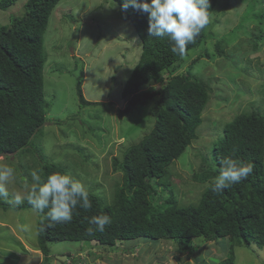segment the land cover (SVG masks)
<instances>
[{
	"label": "trees",
	"instance_id": "1",
	"mask_svg": "<svg viewBox=\"0 0 264 264\" xmlns=\"http://www.w3.org/2000/svg\"><path fill=\"white\" fill-rule=\"evenodd\" d=\"M17 1L0 0V10L8 9ZM60 1L26 0L23 14L11 16L8 24H0V155L8 158L25 152L40 154L37 139L43 137L49 108L44 89L47 58L44 39L53 10ZM113 2L117 3L120 17L132 23L142 44L140 56L121 90L122 97L130 98L122 115L142 100L133 94L138 87L150 81L164 85L156 92L143 95L160 94L151 109L150 115L154 118L151 128L138 141L127 145L121 157L112 158L114 170H119L122 177L113 188L111 201L106 202L87 190L91 209L77 207L69 223L50 225L46 216L48 209L37 212V247L43 261H49V242L85 240L114 247L118 241L132 239L171 240L184 250L185 240L193 236L205 241L227 237L229 250L217 264H234L235 246H264V113L260 105L251 101L250 110L238 109L230 119L214 122L212 128L217 131L207 150L198 153L200 165L193 172V178L205 184L204 188L195 203H180L172 185V165L198 137V127L215 89L197 74L180 72L183 57L171 52L168 38L149 36L147 14L132 7L124 9L123 0ZM226 4L210 0V22L195 42L187 46V52L197 47L211 57L204 44L214 39L215 54L232 59L237 51L233 43L243 46L240 38L244 36H247L245 47L252 52L261 49L264 8L242 15L233 29L223 36H214L213 17ZM250 23L254 24V33L249 31ZM201 55L197 53L190 63L197 62ZM250 61L247 56L243 68ZM163 70L167 72L165 77ZM79 82L80 79L76 91L80 108L106 104L85 99ZM217 98L223 103L230 99L228 95ZM224 157L251 163L253 173L239 184L215 193L210 184L219 174ZM32 162L33 171L39 172L42 181L52 173L66 174L58 164L42 158ZM23 175L26 180L24 171L18 174L19 179ZM0 207L13 211L33 209L27 200L20 205L0 200ZM93 215H108L111 224L103 232L89 234L85 217Z\"/></svg>",
	"mask_w": 264,
	"mask_h": 264
},
{
	"label": "rangeland",
	"instance_id": "2",
	"mask_svg": "<svg viewBox=\"0 0 264 264\" xmlns=\"http://www.w3.org/2000/svg\"><path fill=\"white\" fill-rule=\"evenodd\" d=\"M257 1L219 0L227 4L213 17L214 36L225 35L242 15L263 10L264 0ZM25 3L18 0L0 10V24H8L11 16L23 14ZM248 26L254 33V24ZM246 37L240 38L243 46L233 43L237 51L232 59L215 54L214 39L204 44L213 56H206L197 47L183 56L180 72L197 74L215 91L203 113L198 137L172 165V185L182 204L195 203L204 188L205 184L193 178V172L200 165L198 153L207 150L217 131L212 128L214 122L230 119L238 109L250 110L251 101L260 105L264 113V38L261 49L252 52L245 47ZM44 40V89L49 108L43 137L37 139L41 150L40 154L25 152L9 158L0 155V167L15 170V179L8 184L10 197L16 192L24 194L25 186H31L32 161L42 158L58 164L87 190L110 202L113 188L122 177L119 170H114L112 158L121 157L127 145L151 128V109L160 94L144 96L164 84L150 81L138 87L133 94L142 100L122 115L130 98L122 97L121 90L140 56L142 44L132 23L120 17L113 0H61L53 10ZM199 52L201 58L190 63ZM247 56L250 65L243 68ZM166 74L163 70L162 76ZM78 79L85 99L106 104L80 108ZM226 95L230 98L227 103L219 102L217 96ZM23 171L26 180L24 175L18 177ZM37 221L38 213L33 209L13 211L0 207V264H217L229 250L227 237L205 241L192 236L185 240L184 250L171 240L132 239L118 241L114 247L95 241L66 240L49 242V261L45 263L37 247ZM234 253V264H264V246H235Z\"/></svg>",
	"mask_w": 264,
	"mask_h": 264
},
{
	"label": "clouds",
	"instance_id": "3",
	"mask_svg": "<svg viewBox=\"0 0 264 264\" xmlns=\"http://www.w3.org/2000/svg\"><path fill=\"white\" fill-rule=\"evenodd\" d=\"M210 6V0H123L122 5L124 9L132 7L147 14L149 36L168 38L171 52L181 57L186 55L187 46L194 43L209 24ZM252 173L251 163L224 157L219 174L211 180V191L219 193L246 180ZM31 176L33 183L25 186V193H12L10 197L8 184L15 179V170L11 166L0 167V199L15 205L27 200L37 212L48 209L46 216L50 225L71 222L77 207L85 211L91 209L89 192L70 175L56 172L50 174L46 181H42L38 171H33ZM85 220L89 234L103 232L111 224L108 215H93L85 217Z\"/></svg>",
	"mask_w": 264,
	"mask_h": 264
}]
</instances>
